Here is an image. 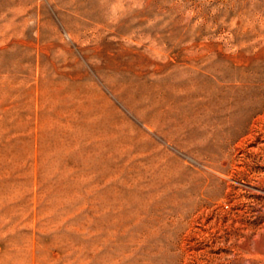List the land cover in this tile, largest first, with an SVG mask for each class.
<instances>
[{
    "label": "rangeland",
    "instance_id": "rangeland-1",
    "mask_svg": "<svg viewBox=\"0 0 264 264\" xmlns=\"http://www.w3.org/2000/svg\"><path fill=\"white\" fill-rule=\"evenodd\" d=\"M0 264H264V0H0Z\"/></svg>",
    "mask_w": 264,
    "mask_h": 264
}]
</instances>
